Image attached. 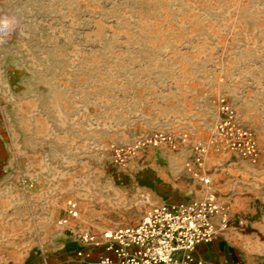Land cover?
Masks as SVG:
<instances>
[{"label": "rangeland", "instance_id": "rangeland-1", "mask_svg": "<svg viewBox=\"0 0 264 264\" xmlns=\"http://www.w3.org/2000/svg\"><path fill=\"white\" fill-rule=\"evenodd\" d=\"M5 19L0 264H88L100 250L79 232L208 192L227 223L198 253L264 264V0H0ZM221 97L254 133L255 162L213 140ZM155 131L188 140L111 159L110 145ZM68 199L78 217L60 225Z\"/></svg>", "mask_w": 264, "mask_h": 264}, {"label": "built area", "instance_id": "built-area-1", "mask_svg": "<svg viewBox=\"0 0 264 264\" xmlns=\"http://www.w3.org/2000/svg\"><path fill=\"white\" fill-rule=\"evenodd\" d=\"M3 32L1 28L0 46ZM218 111L213 140L227 151L255 162L259 149L254 133L239 122L236 110L223 97L218 100ZM187 140L186 133L175 136L155 131L130 143L112 144L109 151L111 159L122 164L146 147L167 145L175 148L179 142ZM191 148L195 161L201 164L207 145L195 142ZM204 183H208L207 178ZM77 217L76 202L68 199L65 215L58 223L64 225ZM226 223L224 205L214 192H208L201 199L152 204L135 225L96 233L82 231L76 238L81 247L100 250L97 257L91 253L86 256L88 264H209L197 249L210 243ZM77 254L84 256L82 250Z\"/></svg>", "mask_w": 264, "mask_h": 264}, {"label": "clouds", "instance_id": "clouds-1", "mask_svg": "<svg viewBox=\"0 0 264 264\" xmlns=\"http://www.w3.org/2000/svg\"><path fill=\"white\" fill-rule=\"evenodd\" d=\"M0 25H3L4 27L8 26V20H0Z\"/></svg>", "mask_w": 264, "mask_h": 264}, {"label": "bare ground", "instance_id": "bare-ground-1", "mask_svg": "<svg viewBox=\"0 0 264 264\" xmlns=\"http://www.w3.org/2000/svg\"><path fill=\"white\" fill-rule=\"evenodd\" d=\"M0 27L6 28V27H4L3 25H0ZM2 41H4V38H2Z\"/></svg>", "mask_w": 264, "mask_h": 264}, {"label": "crops", "instance_id": "crops-1", "mask_svg": "<svg viewBox=\"0 0 264 264\" xmlns=\"http://www.w3.org/2000/svg\"><path fill=\"white\" fill-rule=\"evenodd\" d=\"M202 254V253H201Z\"/></svg>", "mask_w": 264, "mask_h": 264}]
</instances>
